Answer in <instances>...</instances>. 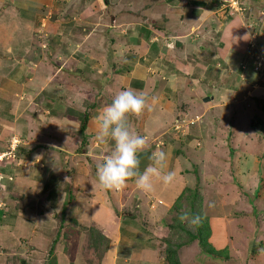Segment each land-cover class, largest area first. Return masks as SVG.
<instances>
[{"label": "rangeland", "instance_id": "rangeland-1", "mask_svg": "<svg viewBox=\"0 0 264 264\" xmlns=\"http://www.w3.org/2000/svg\"><path fill=\"white\" fill-rule=\"evenodd\" d=\"M242 8L235 0H43L25 16L19 10L33 30L29 56L43 62L50 87L30 90V72L16 79L24 72L0 69V264H169L162 239L190 212L186 197L195 188L208 246L220 255L187 243L181 264H264V75L254 71L264 62V0ZM254 51L262 62H253ZM242 72L259 84L246 100ZM128 88L149 103L156 98L129 124L146 137L144 152L161 145L169 154L175 178L166 188L179 198L168 209L154 198L164 193L146 194L133 181L102 187L96 165L112 143L95 140V115L87 152L78 155L81 135L67 123L75 117L69 108L86 110L103 101L98 94L107 105ZM220 88L235 94L219 101ZM149 163L143 158L140 170ZM106 205L119 214L118 247L108 241L95 250H105L101 257L85 254L91 229L109 238L92 214Z\"/></svg>", "mask_w": 264, "mask_h": 264}, {"label": "clouds", "instance_id": "clouds-1", "mask_svg": "<svg viewBox=\"0 0 264 264\" xmlns=\"http://www.w3.org/2000/svg\"><path fill=\"white\" fill-rule=\"evenodd\" d=\"M259 56L262 58L263 54L256 55L254 51L253 62H256L255 59ZM261 58L259 62H262ZM262 63L260 69L264 68ZM155 103V97H152L149 103L143 93L128 88L118 92L111 103L98 110L94 118L96 125L94 138L101 144L111 142L113 145L103 161L96 165V177L105 189H121L129 181H133L139 190L151 192L154 180H159L165 185L173 182L175 172L168 170L169 154L161 148L151 152L148 158L150 163L143 171L140 170V154L149 145L146 137L134 132L129 124L130 115H139L145 109L151 110ZM178 219L190 228H195L201 221L199 214L189 211L182 212Z\"/></svg>", "mask_w": 264, "mask_h": 264}, {"label": "crops", "instance_id": "crops-1", "mask_svg": "<svg viewBox=\"0 0 264 264\" xmlns=\"http://www.w3.org/2000/svg\"><path fill=\"white\" fill-rule=\"evenodd\" d=\"M38 1V0H37ZM37 1H29V0H0V12L4 13L3 14V19L0 20V69L1 70H6L10 72H14V68L17 70H21L24 73H18V76L15 75L16 79H21V77H26V73L28 74L29 72L31 73L32 77L29 80L28 84H24L25 87L29 88L30 90L32 89L33 86H35L37 89L38 88H43L44 86H47L48 81V74L44 72V68L42 67L43 62L39 61H34L30 56V49H31V35L30 32H33V30H30L29 27L31 23L23 18L21 16V13L19 10L22 11V15H26V10L29 6H33L34 3L37 5H41L43 0ZM34 8V7H31ZM30 8V9H31ZM37 8V7H36ZM35 9V8H34ZM29 34H28V33ZM188 37V35H187ZM158 41V40H156ZM184 46H182L183 48ZM10 52L13 55V58L8 56ZM17 55L16 58H14ZM2 56V58H1ZM30 57V58H29ZM187 60V59H186ZM161 62V59L159 60ZM48 63V62H47ZM39 68V69H38ZM27 69V71H26ZM33 69V70H32ZM160 69V68H157ZM8 74V73H7ZM188 74L190 77H195L193 74V71H189ZM232 75V74H231ZM238 75V74H237ZM244 74L243 72L241 73L240 77L242 78V84L241 87H246V89H243V94L241 100H246L248 96H250V93L252 90H256L258 88V82H251L248 80V76ZM257 76V75H256ZM9 77V76H8ZM52 74L49 75V80L52 78ZM196 78V77H195ZM201 79V78H200ZM252 79V78H250ZM12 78H10V81L12 82ZM252 80H255L254 78ZM178 82V80H177ZM23 86V85H22ZM50 87V84L48 85ZM179 87V86H178ZM219 92L222 94L221 96L218 94L216 96L219 101H222V99L225 98V95H228V93L235 94L234 91H231V89L227 88L226 90H223L220 88ZM227 98L231 99L232 97ZM226 98V99H227ZM237 98V97H235ZM234 99V97H233ZM73 100V101H72ZM70 103L72 102L71 105H78V98L77 96L74 98H69ZM255 101V100H254ZM106 105V104H105ZM226 106V105H225ZM262 109H260V112ZM260 117V115H259ZM69 119V118H68ZM68 125L71 127H78V124L74 120H68L67 121ZM199 128H197V131L200 133ZM201 134V133H200ZM154 185L159 186V190H152L151 192H145L146 194L149 195H154V194H163L164 197L167 196L168 199H164L163 195L161 197H154L157 200L158 205L161 210H164L165 205L167 206L166 208L168 209V205L177 202V199L179 198L178 196L174 194L168 193V188H166V185L163 184L161 181H159L157 184L154 183ZM109 191V189H106ZM167 190V191H166ZM144 193V195H145ZM170 194V196H168ZM93 206V205H92ZM98 209V210H97ZM102 207H94L92 209V214H96L93 216V219H96L97 223L95 224L96 226L105 229L106 233L109 236V240L114 242V249L118 247V244L116 241L121 239V233L119 234L120 231V224L118 222H115V215L112 211H109V207L106 205L104 207V211L107 212V219L100 220L99 215H102ZM112 209V208H111ZM100 210V211H99ZM113 210V209H112ZM103 212V213H105ZM98 219V220H97ZM106 220V221H105ZM101 221V222H100ZM105 221V225H102ZM103 226H101V225ZM139 235H135L137 237Z\"/></svg>", "mask_w": 264, "mask_h": 264}, {"label": "trees", "instance_id": "trees-1", "mask_svg": "<svg viewBox=\"0 0 264 264\" xmlns=\"http://www.w3.org/2000/svg\"><path fill=\"white\" fill-rule=\"evenodd\" d=\"M235 1L240 5L241 8L243 7L242 10L244 9V7H246V1L247 0H235ZM253 1L255 3L258 1L261 2L262 0H253ZM207 9L211 10L210 4L209 5L207 4ZM178 44H179V42H178ZM181 46H183V45H181ZM198 47H200L201 51L203 49L204 50L207 49V48L202 47V43L198 44ZM262 70L263 71H261V69L259 71H255L256 75H258V77L260 75H264V68H262ZM259 72H261L260 75H259ZM255 81L256 80H253V82H255ZM98 95H100V97L103 98L102 100L104 101L105 96L103 94H98ZM101 95H103V96H101ZM103 101H101V99H100L99 102H95L94 104L89 105L88 109L79 110V112H77L74 107L68 109V111L71 110L73 112L72 114L75 115V117L74 118L71 117V119L74 120L78 124V132L81 135V141H80L79 147L77 149L78 155H81L82 152H87L86 150H87V147L89 146V135L87 134V132L91 128L90 119L93 118L97 114L98 110L96 111V108L98 106H104L105 103L103 104L102 103ZM156 147L161 148V145H158ZM181 153L186 155L184 150H182ZM149 156H150V154L144 152L142 155L140 154V160H142L143 158H147V157L149 158ZM179 161H180V159L178 160V162ZM188 192H189V195L186 197V200L190 204V212L193 214H199V212L197 211V209L194 205V202H195L194 199L195 198L198 199L199 191L197 188H195V189H191V190L188 189ZM115 215L117 216V218L119 217V214L115 213ZM199 215L201 217V221H200L199 225L196 226L195 228H190L187 225H185L184 223H178L176 221V219L173 221V223L171 225H169L170 233H169L168 237H165L162 239V241L165 243V246L167 247V249L163 250V248H160L161 250H159L161 256L163 258H165L169 264H181V261L179 259V253H180L181 249L183 247L189 246L188 244L194 245L197 242L200 246L201 251L205 252L206 254H209V256L212 257L214 255H216V256L220 255L219 251H215V250L212 251L209 248L208 238H209L210 229H209L208 224H206L202 214H199ZM91 232L93 234L88 237V242L85 244L86 245L85 246L86 247L85 248L86 249L85 254H88L89 251H92V252H90L92 254L94 252H98V255H100V257H101V254L105 250L102 253H100V251H95L96 248L99 247L100 250L103 247L107 248V245L109 243L108 241H110V240H109V238H107L105 236V233H103V231H101V230L93 228V229H91ZM180 234H183L184 236H186L188 241L179 242L180 241L179 239L181 238ZM104 244H105V246H104ZM256 248L257 249L253 248V252L259 253V248H261V247L256 246ZM262 248H263V246H262ZM93 262H91V263L87 262V263L93 264Z\"/></svg>", "mask_w": 264, "mask_h": 264}, {"label": "bare ground", "instance_id": "bare-ground-1", "mask_svg": "<svg viewBox=\"0 0 264 264\" xmlns=\"http://www.w3.org/2000/svg\"><path fill=\"white\" fill-rule=\"evenodd\" d=\"M259 70H260V68L259 67H256L254 71H259Z\"/></svg>", "mask_w": 264, "mask_h": 264}]
</instances>
